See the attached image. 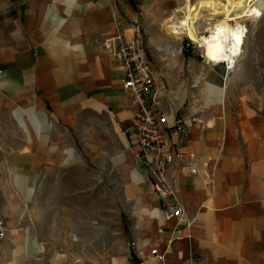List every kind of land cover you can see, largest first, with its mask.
Instances as JSON below:
<instances>
[{"label": "crops", "instance_id": "crops-1", "mask_svg": "<svg viewBox=\"0 0 264 264\" xmlns=\"http://www.w3.org/2000/svg\"><path fill=\"white\" fill-rule=\"evenodd\" d=\"M148 2L0 0V111L7 113L0 125L12 126L0 157L12 159L13 171L42 161L44 173L78 175L89 173L90 166L68 162L91 158L93 151L98 157L113 155L124 189L123 213H85L81 207L117 201L61 187L59 215L47 219L43 229H7L0 264H188L191 254L201 264H264L261 88H229L222 95L216 89L211 95L213 87L189 89L167 72L157 78V108L168 117L169 148L181 155L167 175L192 219L188 228L176 218L164 219L150 172L135 156V104L103 41L121 28L129 35L127 27L148 11ZM165 46L155 50L166 52ZM103 116L108 145L101 147L96 132ZM176 116L188 126L183 138L172 130ZM84 118L97 127L93 147L85 146ZM139 184L147 192L133 197L141 194Z\"/></svg>", "mask_w": 264, "mask_h": 264}, {"label": "rangeland", "instance_id": "rangeland-1", "mask_svg": "<svg viewBox=\"0 0 264 264\" xmlns=\"http://www.w3.org/2000/svg\"><path fill=\"white\" fill-rule=\"evenodd\" d=\"M194 1L196 0H190V2ZM165 3L167 6H164ZM148 4V11L139 14V19L132 22L127 28H131L136 23L140 26L143 46L159 81H161V78L163 79L162 73L167 72L170 75H175V83L182 82L189 89H196V87L203 85L213 87L214 90L211 95H214L216 89L220 90L218 94L222 95V91L225 93L229 88L235 89L236 87L242 89L252 86V88L257 87L264 91V0L261 3L260 16L254 20L246 19L243 21L246 31L242 51L234 68L228 73L224 72L222 65L206 63L199 56L202 48L198 47L197 44H191L193 48L189 46L186 50L184 45L188 40L185 35L176 40L167 32L166 27L163 25L164 20L175 14L182 16L185 6L184 0H149ZM210 16H212V9L202 8L197 11L194 25L198 34L208 32L212 22L209 19ZM218 17L220 16L218 15ZM118 30L123 31L124 29ZM159 45H162V47L167 45V53L156 51L155 48ZM184 51H188L186 56L183 54ZM154 53L164 54L163 58L153 57L152 54ZM226 81L227 87H225ZM211 97V102H214V96ZM6 118L7 113L0 111V120ZM82 121L84 135L87 137L85 146L93 147L95 143L92 141L91 133L95 123L93 124V120L90 118H84ZM100 122H102V128H98L100 130L96 134L100 135L98 143L103 147L108 145V142L105 141V132L101 129H107L108 121L103 116ZM0 128L3 130L1 133L3 141L0 139V145H6L8 143L6 141L8 140L7 137H10L7 132L12 129V126L1 124ZM5 131L7 132L5 133ZM110 131L112 132V130ZM117 142L116 144L119 143L122 147L121 143ZM111 144L116 145L115 142ZM93 152V156L83 159L84 161L79 159L78 162L75 160L71 161L72 163L68 162L70 165L79 166L83 164L90 166L89 173L78 175L75 173L65 175L44 173L45 164L42 161L37 167L30 165L31 167L15 168L13 171L12 159L0 157V206L8 230L43 229L47 219L53 215H59L61 207L58 203L60 192L63 191L61 187H65V185L73 188L74 193H76L77 188H81V191L86 194L93 193L94 196L100 199L114 198L117 201V205L110 207H104L103 204L98 206L89 204L81 207L85 213H93V211L94 213H123L124 207L120 202H123L124 189L119 183L121 175L113 166L116 164V158L114 159L113 155L98 157L99 153ZM117 158L121 162L124 160L122 154ZM139 187L137 192H141V194L137 196L133 194V197L140 198L147 192L144 184H139ZM108 208L110 209L107 210ZM138 210H140L139 205H137L136 211Z\"/></svg>", "mask_w": 264, "mask_h": 264}, {"label": "built area", "instance_id": "built-area-1", "mask_svg": "<svg viewBox=\"0 0 264 264\" xmlns=\"http://www.w3.org/2000/svg\"><path fill=\"white\" fill-rule=\"evenodd\" d=\"M172 32V35L175 34L174 31ZM182 35L180 34V38ZM187 40L188 42L184 45L185 49H188L189 46L193 48V42L188 38ZM103 47L110 50L117 64L123 70L120 81L122 88L132 94L135 109L131 117V141L138 147L135 156L150 172L153 191L163 202V217L166 220L176 218L178 224L183 223L188 228L192 223V219L187 216L167 175L168 167L175 156L181 155L173 154L169 148L164 131L168 117L167 114L159 112L157 108V76L143 46L140 26L137 23L133 25L130 28L129 35L117 30L115 35L103 41ZM199 56L206 63L214 64L202 51ZM235 60H223L217 64L222 65L224 72L228 73L234 68L237 59ZM172 130L179 138H183L188 134V126L181 116L175 117ZM7 229V223L0 206V244L7 233ZM176 231L179 235L180 229L178 228ZM157 257L161 258L160 255H157ZM188 264H201V262L191 254Z\"/></svg>", "mask_w": 264, "mask_h": 264}, {"label": "bare ground", "instance_id": "bare-ground-1", "mask_svg": "<svg viewBox=\"0 0 264 264\" xmlns=\"http://www.w3.org/2000/svg\"><path fill=\"white\" fill-rule=\"evenodd\" d=\"M182 16L172 15L164 20V26L174 39L185 35L193 43L202 48L203 54L214 64L219 61H236L242 51L245 37L246 19L254 20L260 16L263 0H184ZM212 9L209 17L211 27L205 34L195 31L196 13L199 9ZM218 15L220 17H218ZM244 18V19H243ZM177 34H179L177 36ZM176 35V37H175Z\"/></svg>", "mask_w": 264, "mask_h": 264}, {"label": "trees", "instance_id": "trees-1", "mask_svg": "<svg viewBox=\"0 0 264 264\" xmlns=\"http://www.w3.org/2000/svg\"><path fill=\"white\" fill-rule=\"evenodd\" d=\"M187 52H188V51H184V53H183V54H184V56H186V55L188 54Z\"/></svg>", "mask_w": 264, "mask_h": 264}]
</instances>
